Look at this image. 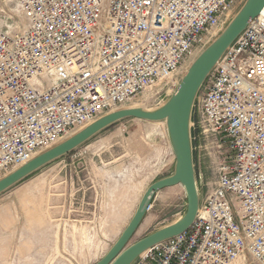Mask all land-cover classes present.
<instances>
[{
	"label": "built area",
	"instance_id": "built-area-1",
	"mask_svg": "<svg viewBox=\"0 0 264 264\" xmlns=\"http://www.w3.org/2000/svg\"><path fill=\"white\" fill-rule=\"evenodd\" d=\"M236 1L16 0L28 25L0 29V178L170 81ZM195 109L218 146L212 191L132 264H264V8L204 80L192 127Z\"/></svg>",
	"mask_w": 264,
	"mask_h": 264
},
{
	"label": "rangeland",
	"instance_id": "rangeland-1",
	"mask_svg": "<svg viewBox=\"0 0 264 264\" xmlns=\"http://www.w3.org/2000/svg\"><path fill=\"white\" fill-rule=\"evenodd\" d=\"M245 1L235 2L226 17L195 48L191 58L170 81L156 85L117 110L141 108L154 111L160 108L173 94L191 63L221 34ZM27 25L28 18L16 0H0L1 30L15 34ZM193 114L196 121L193 127L190 123V134L200 204L212 191L220 156L216 142L202 132L196 109ZM88 145L92 147L86 151ZM118 145L126 151L123 152ZM72 152L0 194V264L97 263L125 229L145 190L155 181L171 176L175 163L164 121H119ZM118 154H125L124 163L130 166L128 174L121 173L113 183L110 182L109 188L98 190L97 207L92 209V214L88 212L84 216L85 224H65L62 212L65 176L79 171L80 160L84 164L92 160L93 165L99 167V179L106 182V170L102 164ZM133 192L136 198L134 207H131V200L125 196ZM150 207L128 245L180 220L186 210L184 189L177 185L157 192ZM123 211L130 213H121ZM230 264L258 263L244 254Z\"/></svg>",
	"mask_w": 264,
	"mask_h": 264
},
{
	"label": "water",
	"instance_id": "water-1",
	"mask_svg": "<svg viewBox=\"0 0 264 264\" xmlns=\"http://www.w3.org/2000/svg\"><path fill=\"white\" fill-rule=\"evenodd\" d=\"M263 8L264 0H246L221 34L191 63L173 94L160 108L154 111L141 108L120 109L100 117L1 178L0 194L43 166L71 153L90 138L119 121L125 119L164 121L175 161L173 174L155 181L145 190L125 229L108 252L95 264H132L147 249L186 232L194 222L199 207L190 134L195 98L204 80L226 49L234 43L248 22L257 17ZM177 185L184 189L186 198V210L180 220L128 245L149 210L154 195L165 188Z\"/></svg>",
	"mask_w": 264,
	"mask_h": 264
},
{
	"label": "crops",
	"instance_id": "crops-1",
	"mask_svg": "<svg viewBox=\"0 0 264 264\" xmlns=\"http://www.w3.org/2000/svg\"><path fill=\"white\" fill-rule=\"evenodd\" d=\"M115 145L116 144L112 145V147ZM118 146L122 147L123 152L126 151V149L123 148V146L121 145ZM90 147L92 146L88 145L85 150L89 151ZM123 157H125V154H118L117 157L113 158L110 161H105L102 164L103 169L106 170L104 172L107 178L106 182H103L99 179L100 177L99 175L100 171L98 169L99 167H96L95 164L93 165L92 160H87L86 162L87 164H84V162L80 160L79 171L74 172V175L72 174V172H70L69 177L65 176L64 179L65 187L63 192V207H62L63 221L65 222V224H69V225L74 224L79 226L85 224L86 219L84 216L88 212L92 214V209L97 207V201L99 197L98 190L109 188V184H111L110 182L113 183L114 178L115 177L118 178L121 173L128 174L130 166L124 163ZM70 162L71 164L73 163V161ZM125 198H127V200H131V203L129 205H131V207H134L135 204L134 201L136 198L135 192H133V194H127ZM128 207L130 208V206ZM121 213L128 214L130 213V211H123Z\"/></svg>",
	"mask_w": 264,
	"mask_h": 264
},
{
	"label": "trees",
	"instance_id": "trees-1",
	"mask_svg": "<svg viewBox=\"0 0 264 264\" xmlns=\"http://www.w3.org/2000/svg\"><path fill=\"white\" fill-rule=\"evenodd\" d=\"M107 129V128H106Z\"/></svg>",
	"mask_w": 264,
	"mask_h": 264
}]
</instances>
